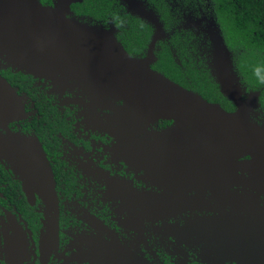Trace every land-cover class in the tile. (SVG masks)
Listing matches in <instances>:
<instances>
[{"label": "flooded vegetation", "instance_id": "obj_1", "mask_svg": "<svg viewBox=\"0 0 264 264\" xmlns=\"http://www.w3.org/2000/svg\"><path fill=\"white\" fill-rule=\"evenodd\" d=\"M39 2L54 8L58 0ZM118 2L151 22V0ZM83 3L89 0L71 2L67 16ZM85 16L81 23L115 32L116 42L138 50L131 56L151 58V30L143 50L124 18ZM7 60L0 57V73L24 111L0 127V264H264V173L252 155L222 152L217 139L188 151L180 145L189 127L173 119L160 118L140 134L119 121V132L108 131L106 120L115 119L108 106L122 101ZM25 95L35 96L37 115ZM209 101L236 110L234 102L229 109ZM255 112L251 120L264 128V115ZM8 131L38 139L54 175L50 191L26 185L30 174Z\"/></svg>", "mask_w": 264, "mask_h": 264}, {"label": "water", "instance_id": "obj_2", "mask_svg": "<svg viewBox=\"0 0 264 264\" xmlns=\"http://www.w3.org/2000/svg\"><path fill=\"white\" fill-rule=\"evenodd\" d=\"M73 1L79 0H58L52 8L39 0H0V49L25 66L36 67L39 74L76 79L99 98L122 101L108 107L131 133H142L160 118L173 119L179 127H189L180 147L203 150L217 139L218 150L250 154L251 163L264 173V128L249 114L254 97H241L223 37L215 28L211 38L216 73L236 105L234 111L150 67L152 51L151 58L133 57L110 34L68 17ZM39 62L44 70L38 68ZM23 111L18 92L0 73V127L6 128ZM8 133L19 142L17 162L30 174L26 185L50 191L54 175L38 139Z\"/></svg>", "mask_w": 264, "mask_h": 264}, {"label": "trees", "instance_id": "obj_3", "mask_svg": "<svg viewBox=\"0 0 264 264\" xmlns=\"http://www.w3.org/2000/svg\"><path fill=\"white\" fill-rule=\"evenodd\" d=\"M118 1L89 0L78 6L81 9L78 13L72 11L70 15L80 22L88 19L85 14L93 18L104 16L110 22L124 18L131 29L137 31L133 33L139 36L136 44L143 50L148 48L151 30V67L175 82L194 86V91L203 97L220 101L230 109L234 104L216 73L214 45L209 38L211 29L215 28L223 37L241 96L254 97L250 115L253 116L255 110L264 115V90L260 85L264 83V0H197L194 6L185 0H151V22L134 9L128 7L126 11L116 7ZM93 27L100 28L95 24ZM108 32L115 36V32ZM119 44L130 54L138 51ZM0 57H6L11 64L16 63L2 49ZM25 97L37 115L35 96ZM106 121L108 131L119 132L122 128L112 117Z\"/></svg>", "mask_w": 264, "mask_h": 264}]
</instances>
